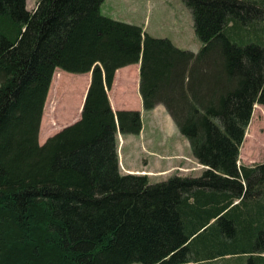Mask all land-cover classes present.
Listing matches in <instances>:
<instances>
[{
	"label": "trees",
	"instance_id": "obj_1",
	"mask_svg": "<svg viewBox=\"0 0 264 264\" xmlns=\"http://www.w3.org/2000/svg\"><path fill=\"white\" fill-rule=\"evenodd\" d=\"M102 1L0 0V264H264V161L237 165L264 110V0H181L195 53ZM134 63L143 109L166 108L198 176L119 173L117 134L137 135L140 115L113 113L106 91ZM55 69L90 82L78 120L39 145Z\"/></svg>",
	"mask_w": 264,
	"mask_h": 264
},
{
	"label": "crops",
	"instance_id": "obj_2",
	"mask_svg": "<svg viewBox=\"0 0 264 264\" xmlns=\"http://www.w3.org/2000/svg\"><path fill=\"white\" fill-rule=\"evenodd\" d=\"M122 1L103 0L99 8L100 13L108 18L121 21L114 18V14L119 11L115 7H120ZM130 24L134 25L135 23ZM135 25L139 26L138 24ZM140 28L143 31V28ZM171 43L178 49L187 50L180 43L174 41H171ZM64 80H69L71 84V95L69 97H72V100L77 99L73 112H63L62 114V122L65 126H68L79 118L83 99L90 82V73L70 74L59 69L54 70L42 111L46 121L49 118L51 119L50 111L55 103L58 105H56L57 107L66 111L64 103L60 104L63 96L59 93V85ZM138 84L139 63H134L115 70L111 86L106 91L109 107L113 113L136 111L140 115V131L137 135L120 136L117 134L116 146L119 173L122 175H144L151 182V180L156 179L165 180L176 174V171L180 173L193 171L191 170L194 168L193 165L198 166L202 171L203 168L193 161L186 140L178 133L166 108L162 104H158L151 110L146 111L143 109L138 93ZM254 106L258 108L257 111L262 116V107L259 105ZM240 150L241 146L237 165L247 166L245 161H249L250 157L241 159ZM240 159L241 164H239ZM139 160H141L140 164ZM198 168L196 170L200 171ZM214 263H218V261Z\"/></svg>",
	"mask_w": 264,
	"mask_h": 264
},
{
	"label": "rangeland",
	"instance_id": "obj_3",
	"mask_svg": "<svg viewBox=\"0 0 264 264\" xmlns=\"http://www.w3.org/2000/svg\"><path fill=\"white\" fill-rule=\"evenodd\" d=\"M35 2L36 0H25V9L27 11L32 10ZM122 2L120 7H115L119 11L114 14V18L124 23L138 24L148 36L166 38L170 42L180 43L182 47H186L187 51L192 53H195L200 48V42L192 30L190 13L181 0H123ZM70 95L69 91L66 96H63L60 104L64 103L65 105V103L71 102L72 106L75 107L77 99L72 100V97H69ZM56 105L55 103L53 106L55 110L51 109L50 111L51 119L49 118L46 121L44 112H42L37 136L39 145H42L48 137L57 133L65 126L64 122H62V114L67 111L62 110V108ZM257 110L258 108L253 106L250 121L245 130L241 145V159L250 157L249 161H245L247 162L245 163L246 165L264 161V110L262 109V116ZM54 123L56 126L52 128L51 124ZM241 159L239 160V164H241ZM140 162L141 160H139V164ZM193 167L191 169L193 171H187L185 173L176 171L174 175L196 177L200 174L201 169L196 165H193ZM197 168L200 171H197ZM158 181L160 180H151V182Z\"/></svg>",
	"mask_w": 264,
	"mask_h": 264
}]
</instances>
